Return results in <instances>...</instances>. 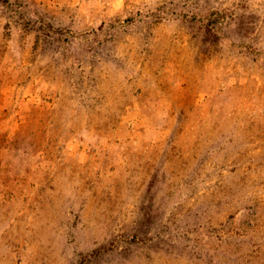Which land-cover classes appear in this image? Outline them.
<instances>
[{
    "label": "rangeland",
    "instance_id": "374dc122",
    "mask_svg": "<svg viewBox=\"0 0 264 264\" xmlns=\"http://www.w3.org/2000/svg\"><path fill=\"white\" fill-rule=\"evenodd\" d=\"M0 264H264V0H0Z\"/></svg>",
    "mask_w": 264,
    "mask_h": 264
},
{
    "label": "trees",
    "instance_id": "16d2710c",
    "mask_svg": "<svg viewBox=\"0 0 264 264\" xmlns=\"http://www.w3.org/2000/svg\"><path fill=\"white\" fill-rule=\"evenodd\" d=\"M218 19H216L214 16L213 17H209L207 19V24L210 25V28H213V26H215V23Z\"/></svg>",
    "mask_w": 264,
    "mask_h": 264
}]
</instances>
